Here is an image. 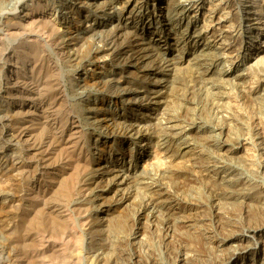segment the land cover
I'll list each match as a JSON object with an SVG mask.
<instances>
[{
	"label": "rangeland",
	"instance_id": "374dc122",
	"mask_svg": "<svg viewBox=\"0 0 264 264\" xmlns=\"http://www.w3.org/2000/svg\"><path fill=\"white\" fill-rule=\"evenodd\" d=\"M230 1L236 0H0V264H25L32 255L27 264H264V237L247 230L264 228V105L260 95L246 96L262 88L260 75L247 69L250 41L238 27L243 19H232ZM240 1L244 10L256 0ZM29 21L39 26L29 29ZM204 45L221 56L216 69L233 74L221 88L219 116L209 105L185 102L198 67L185 75L168 63L181 52L191 58ZM39 69L50 92L40 87ZM238 73L241 84L232 79ZM6 85L32 99L17 102ZM185 104L188 118L201 115L215 125L224 115L239 122L240 129L227 124L243 137L232 165L247 193L260 198L251 204L254 219L242 214L243 203L220 205L209 185L170 179L171 169L180 173L192 163L178 157L182 143L217 159L190 137L177 145L157 134L167 117L176 130L185 127ZM62 189L72 191L65 200ZM156 189L165 192L164 203L154 204ZM188 202L202 205L184 209ZM59 217L64 229L53 230ZM184 217H191L190 228ZM18 230L26 233L19 237ZM230 237L249 241L235 260L237 241L220 248Z\"/></svg>",
	"mask_w": 264,
	"mask_h": 264
},
{
	"label": "bare ground",
	"instance_id": "6f19581e",
	"mask_svg": "<svg viewBox=\"0 0 264 264\" xmlns=\"http://www.w3.org/2000/svg\"><path fill=\"white\" fill-rule=\"evenodd\" d=\"M240 0H236V1H233L228 4L227 6V9L229 10V12L231 13L232 15V19L234 20H238V19H243V24H239V30L242 31V33H247V41L249 42L250 41V44L248 45L249 48L246 49L247 51V54L245 57V59L247 60V63H251V64H246L248 65L247 66V69L250 70V72H255L257 73L256 75H260V81H261V88L260 90H256L255 92H248V94L246 96H248L249 98H252V96L254 95H260L261 98H262V103L264 105V0H256L255 2H253L252 5H245L246 7H244L245 9L244 10H239V8H237V6L239 5V2ZM245 1V0H244ZM146 2V1H145ZM248 2H251L249 0L245 1V3H248ZM172 2H170L171 4ZM244 3V2H243ZM256 3V4H255ZM174 4V3H173ZM176 4V3H175ZM242 4V3H241ZM169 6V4H168ZM172 7V5H170V8ZM243 8V7H242ZM175 9H178V8H175V6H173L171 8L172 11H175ZM173 13V12H172ZM130 15V14H129ZM178 15V14H177ZM37 18V17H36ZM168 19V18H167ZM41 20V19H40ZM50 20V19H49ZM169 20V19H168ZM30 22V23H29ZM29 22H26L28 23L27 26L30 27L29 29H31V27H38L39 26V21L37 20V22L39 23H35L32 22V21H29ZM7 24V23H6ZM42 24V21L40 23V25ZM8 25V24H7ZM20 25V24H19ZM10 26H16L15 24L13 25H10ZM25 26V25H24ZM51 26V25H50ZM13 28V27H12ZM16 29V28H14ZM18 29V28H17ZM143 29V28H142ZM134 30V29H133ZM10 31V30H9ZM8 31V32H9ZM21 31V30H20ZM23 31V30H22ZM51 31V30H50ZM126 31V30H124ZM132 31V30H131ZM180 31V30H179ZM11 32V31H10ZM182 32V31H181ZM14 35V33H10V35ZM17 34V33H16ZM154 34V33H153ZM161 34V33H160ZM183 34V33H182ZM3 36V35H2ZM133 36V35H132ZM168 37V36H167ZM228 37V36H227ZM152 38V36H151ZM224 39V38H223ZM245 42L246 45L248 42ZM197 42V41H196ZM177 43V42H176ZM231 43V42H230ZM139 44V43H138ZM178 45V44H177ZM241 45V46H240ZM239 45V49H242V43ZM147 46V45H146ZM149 46V45H148ZM176 46V45H175ZM235 45H231L230 46V50L231 52H235L236 51V48L234 47ZM246 47V46H245ZM184 49V47H183ZM182 51V50H180ZM185 51V50H184ZM189 53V52H188ZM187 53V54H188ZM191 53V52H190ZM184 53L181 52V55H177L176 57H172L171 59H169V67L171 68V70H173L174 72L175 71H181L182 70V73L186 75V73H188L189 70H192L193 66L194 68L198 67V70H196L195 74H196V80H195V83L193 85H191L192 87L188 90L189 91V94L188 95H185V102H186V99H189V102L186 103L188 104L189 106L190 105H196L198 106V104H206V107H208L209 105V108L211 107L214 111L218 112V116L220 115L219 113H222V108H221V105L219 104H223L222 101H223V98H224V93L225 92H221V88L223 87V85H226L229 83L230 81V78L232 75H230L227 71L225 70H222V71H218L216 68L217 66L222 63V58L219 54H217L216 51H214V49L211 47V46H207L205 47V45L201 48V49H197L195 52H194V55L191 56V58H186L187 55H183ZM196 54V55H195ZM233 54V53H232ZM40 55V54H39ZM173 55V54H172ZM175 55V54H174ZM170 58V57H168ZM167 58V59H168ZM40 59V58H39ZM78 59V58H77ZM84 59V58H83ZM155 59V58H153ZM152 61V59H151ZM37 62V61H36ZM147 62V61H146ZM246 63V62H245ZM46 64V63H45ZM168 65V64H167ZM47 66V65H46ZM243 66V65H242ZM157 67V66H156ZM219 67V66H218ZM246 67V66H245ZM243 68V67H242ZM246 69V68H245ZM247 69L245 71H247ZM42 70L43 69H39V72L37 71V73L43 75L42 73ZM237 71H240L237 70ZM236 71V72H237ZM243 71V70H242ZM49 72V71H48ZM52 73V72H51ZM50 73V75H51ZM180 73V72H179ZM171 74V73H170ZM174 74V73H173ZM171 74V75H173ZM235 74V73H234ZM210 76H214L212 81H208V77L210 78ZM172 77V76H170ZM16 77H14L15 79ZM43 81L41 82V85L40 87L42 88V90L47 93V92H50L49 90L51 89L50 86H49V82H47L46 80V76L43 75ZM53 78V77H52ZM179 78V77H178ZM232 79H235L236 81H239L238 83L241 84V81L242 80V73L241 74H237L234 76V78ZM168 80V79H167ZM214 80V81H213ZM16 81V80H15ZM20 81V80H19ZM26 81V80H25ZM12 82V81H10ZM18 82V81H17ZM27 82V81H26ZM209 83L208 85L209 86V94H207V96H203L201 97L200 95V88L203 87L202 85H204V83ZM232 82V80H231ZM28 83V82H27ZM237 83V84H238ZM12 84V83H11ZM17 84V83H16ZM38 84V83H37ZM171 84V83H170ZM236 84V83H235ZM244 84V83H243ZM2 85V84H1ZM15 85V84H13ZM20 85V84H19ZM36 85V84H35ZM8 86V85H6ZM230 86V85H229ZM25 87V86H24ZM180 87V86H179ZM225 87V86H224ZM227 87V86H226ZM8 88H11V90L13 89L17 94L16 95H13L11 93V95L13 96V98L15 100H17V102L21 101L22 102V97L24 99H30L32 97V95L30 96V92H27L25 93L24 95L25 96H22V93H18L16 89H14L15 87H11L10 85L8 86ZM39 88V87H38ZM247 88V87H246ZM24 89V88H23ZM28 89V88H27ZM208 89V87H207ZM241 89V88H240ZM243 89V88H242ZM245 89V88H244ZM25 90V89H24ZM179 90V89H178ZM225 90V89H223ZM246 90V89H245ZM9 91V90H8ZM38 91V89H37ZM205 91V90H204ZM250 91V90H249ZM253 91V90H252ZM14 92V93H15ZM199 92V94H198ZM10 93V92H9ZM40 93V92H39ZM187 93V92H186ZM184 93V94H186ZM205 93V92H204ZM245 93V92H244ZM242 93V94H244ZM178 95L180 93H177ZM194 94H196L195 96L200 95L198 97V101L196 99L195 101V97ZM9 95V94H8ZM46 95V94H44ZM192 95V97L190 96ZM48 96V95H47ZM189 96L191 98H189ZM46 97V96H45ZM54 97V96H53ZM170 96H168L169 98ZM209 97V98H208ZM172 98L174 99V96L172 95ZM197 98V97H196ZM32 99V98H31ZM37 100V99H36ZM53 100V99H52ZM183 100H184V97H183ZM250 100V99H249ZM168 101V100H167ZM248 102V101H247ZM185 104V106H186ZM166 105V103L164 104ZM169 106V105H168ZM189 106H186L184 109V113L183 116H182V119L184 120V122H188L185 127H183L182 129H180L179 131L176 130L177 128L175 127L176 125H173L174 123V120L171 119V118H168L166 119V123L164 125V127H162V129H156L157 130V134L160 132L161 134H165L166 136V141H177L179 138L181 139L182 137H190L191 139H193L194 141H196L198 144H200L201 146H209L211 148V152L214 153V155L217 156V159L215 160V162H213L212 160L209 159L208 155L206 154H194L192 152H190L188 149V145L187 143H178L177 142V145H180L181 144V148L180 146L178 147L180 151L179 152V155L178 157L179 158H185V156L188 157V161H191L192 163L190 164V166L188 167H184L183 170H181L180 173H177L178 170H176V172H174L175 170L174 169H171L170 170V179H174L173 177H176V179H182L183 181H185L186 183L189 182V180H191L193 183H198V182H201L200 185H204L206 187H208V185L212 188L210 191H212V193L216 196L217 198V201L218 203L221 205V204H224L226 206L228 205H234L236 202L238 203H243L242 207L244 209V211L242 212V214H248L250 216V218L254 219L255 218V212H253L252 210V207L253 205H251L255 200L253 198H257V199H260L258 198L257 196H250L248 193H247V189L246 188H249L244 186L242 183H240V177H239V174H238V171H237V168L236 166L233 167L232 165V162L234 161L237 153L239 152V148L238 146L240 145L241 141H243V137L242 135H239V136H233L234 133L233 131H231V129L229 128V126H227V124L233 122L239 129H240V124L239 122L237 121V119H233L231 116H222L221 115V122L220 123H217L215 125H210L208 123L205 122V120L203 118H201V115H199V117H196L195 119H191V118H188V115H189V111H190V107ZM192 107V106H191ZM199 107V106H198ZM165 108V106H164ZM197 108V107H196ZM20 109V108H19ZM195 109V108H194ZM40 110V109H39ZM212 110V111H213ZM31 111V110H30ZM225 112V111H224ZM223 112V113H224ZM18 113V112H17ZM11 114V113H10ZM25 114V113H23ZM40 114V113H39ZM217 115V114H216ZM161 116V115H160ZM163 116V115H162ZM190 116V115H189ZM48 120V119H47ZM156 120V119H155ZM177 120V119H176ZM182 120V121H183ZM51 121V120H50ZM157 121V120H156ZM44 122V120L42 121ZM63 122V121H61ZM66 122V121H65ZM64 122V123H65ZM52 123V122H51ZM176 123V122H175ZM46 124V123H44ZM60 124V123H59ZM155 124V123H154ZM153 124V125H154ZM184 124V123H183ZM157 125H160L159 123L156 124ZM68 126V125H67ZM161 128V125L159 126ZM157 127V128H159ZM232 127V126H231ZM41 128V127H40ZM52 128V127H51ZM37 129V128H36ZM68 129V127L66 128ZM65 129V131H66ZM40 130V129H39ZM59 130V129H58ZM61 130V129H60ZM70 132H72V134H75V132H77V129L76 127H72L70 130ZM74 131V132H73ZM144 131V130H143ZM61 132V131H60ZM63 132V131H62ZM156 132V131H155ZM235 132V131H234ZM22 133V132H21ZM24 133V132H23ZM28 133V132H27ZM67 133V132H66ZM264 133V132H263ZM33 134V133H32ZM44 134V133H43ZM24 135V134H23ZM37 135H38V132H37ZM40 135H41V132H40ZM58 135V134H57ZM237 135V134H235ZM9 136V135H8ZM75 136H77L75 134ZM25 137V136H24ZM29 137V135H28ZM27 135H26V138H28ZM67 137V136H66ZM143 137V136H142ZM34 138V137H33ZM70 138V136H69ZM168 138V139H167ZM165 139V138H164ZM185 139V138H184ZM264 139V138H263ZM67 140V139H66ZM61 141V140H60ZM75 141V140H73ZM264 141V140H262ZM212 143V144H211ZM66 144V143H64ZM164 144V143H163ZM262 144V143H261ZM260 144V145H261ZM15 145V144H14ZM59 145V144H58ZM68 146V145H67ZM261 147V146H260ZM201 148V147H200ZM33 150V149H32ZM185 151V152H184ZM262 155H264V143H263V146H262ZM182 152V153H181ZM184 152V153H183ZM74 153V152H73ZM188 153V154H187ZM178 154V153H177ZM241 154V153H240ZM75 155V154H74ZM242 156V155H241ZM75 158V157H74ZM245 158V157H244ZM243 158V159H244ZM11 159V158H10ZM51 160V159H50ZM177 160V159H176ZM219 162H220V165H219ZM238 162V161H237ZM242 163L244 161H241ZM173 163V162H172ZM188 163V162H187ZM218 163V164H216ZM240 165V164H239ZM172 167V166H171ZM181 167V166H180ZM76 170V169H75ZM186 172L187 174L184 175L183 173ZM176 173L177 175L174 176ZM120 177V176H119ZM69 178V177H68ZM72 178V177H71ZM79 178V177H78ZM73 179V178H72ZM133 180V179H132ZM134 181V180H133ZM140 181V180H139ZM138 181H136L135 183H137ZM154 182V181H153ZM69 183V182H68ZM123 184V182L121 183ZM63 186V185H62ZM69 186V184H68ZM139 186V185H138ZM188 186V185H187ZM189 187V186H188ZM209 187V188H210ZM246 187V188H245ZM75 187H73L74 189ZM77 188V187H76ZM72 189V188H71ZM72 189V190H73ZM255 189V188H254ZM153 190V189H151ZM150 190V191H151ZM161 189H156L152 192V195H151V198L154 202V204H161L163 201L165 202L166 200H163L164 199V196L166 195L165 192H163L162 190L160 191ZM247 190V191H246ZM250 191V189H249ZM72 191H69V189H62L61 190V196L62 198L65 200L67 195L70 194ZM150 192V193H151ZM253 193L256 195V193L254 192L253 190ZM252 195V194H251ZM167 197V196H165ZM72 199V198H71ZM252 199V200H251ZM70 200V199H69ZM163 200V201H162ZM194 200V199H193ZM246 201H248V204L244 205L245 203H247ZM253 201V202H252ZM262 201L263 203L262 206H260L259 209H262L264 210V196L262 198ZM152 202V201H151ZM150 202V203H151ZM163 202V203H164ZM190 202V201H189ZM188 202V203H189ZM199 202V201H198ZM257 202V201H256ZM184 203V202H183ZM186 206H184V209H186V207H190V206H201L199 205L198 203H189ZM216 204V207L219 206V204ZM237 203V204H238ZM152 204V205H154ZM215 204V203H214ZM228 204V205H227ZM255 204V202H254ZM232 205V206H233ZM180 206V205H179ZM236 206V205H235ZM241 206V205H240ZM239 206V207H240ZM158 207V206H157ZM165 207V206H164ZM231 207V206H230ZM241 207V208H242ZM250 207V208H249ZM154 208L155 205H154ZM201 208V207H200ZM207 208V207H206ZM157 209V208H156ZM176 209V208H175ZM183 209V210H184ZM197 209V208H196ZM214 209V208H213ZM213 209H210L212 210V215H217L218 217V211L215 213ZM218 209V208H217ZM215 209V211L217 210ZM228 209V208H227ZM177 210V209H176ZM175 210V211H176ZM179 210V209H178ZM232 210V209H231ZM255 210V208H254ZM261 210V211H263ZM6 211V210H5ZM180 211V210H179ZM41 212V211H40ZM203 212V211H202ZM1 213V211H0ZM183 213L182 211L180 212V214ZM176 214V213H174ZM221 214V213H220ZM259 214V213H258ZM7 215V214H6ZM172 215V214H171ZM179 215V214H178ZM177 215V216H178ZM184 215V214H183ZM186 215V214H185ZM184 215V216H185ZM182 216V215H181ZM180 216V217H181ZM200 216H202L200 214ZM236 216V215H235ZM176 217V216H175ZM183 217V216H182ZM237 217V216H236ZM240 217V216H239ZM238 217V218H239ZM259 217V216H258ZM58 218V216H57ZM56 218V219H57ZM60 218V217H59ZM189 218V217H188ZM191 218V217H190ZM187 219L185 220V217H184V226L185 227H189L192 223V220L191 219ZM195 218V217H194ZM213 218V217H212ZM237 218V220H238ZM169 219V218H168ZM173 219V218H172ZM177 219V218H175ZM198 219V218H197ZM208 219V218H207ZM215 219V218H214ZM230 219H233L234 220V216ZM41 220V219H40ZM62 219H57V220H53V223H52V228L53 230H56V229H64V221H61ZM118 220V218H117ZM181 220V219H180ZM195 220V219H194ZM203 220V219H202ZM222 220V219H221ZM236 220V221H237ZM28 221V220H27ZM42 221V220H41ZM214 221V220H213ZM218 221V220H216ZM220 221V219H219ZM229 221V220H227ZM32 222V221H31ZM35 222V221H34ZM178 223V222H177ZM181 223V222H180ZM232 223V222H230ZM228 223V224H230ZM234 223V222H233ZM242 223V222H241ZM27 224V223H26ZM35 224H38L35 222ZM226 224V223H225ZM7 225V224H6ZM106 225V224H105ZM183 225V224H182ZM231 225V224H230ZM30 226V225H29ZM210 226V224H209ZM24 227V225H23ZM23 227H22V230H23ZM115 227V226H114ZM211 227V226H210ZM234 227V226H233ZM190 228V227H189ZM248 228V227H247ZM4 229V228H3ZM40 229V228H39ZM21 230V229H20ZM70 230V229H69ZM250 231L251 234H253V236H256L257 238L260 237H264L263 236V233H264V228H249L247 229ZM50 231V229H49ZM52 231V230H51ZM246 231V230H244ZM8 232H10L8 230ZM14 232V231H13ZM23 232V231H22ZM214 232V231H213ZM18 233H19V230H18ZM26 233V232H25ZM25 233H19V237L21 236H24ZM6 234H9V233H6ZM13 234H16V233H13ZM63 234H61L62 236ZM247 235V234H245ZM249 235V233H248ZM58 236V235H57ZM65 236V235H64ZM243 236V235H242ZM17 237V236H16ZM28 237V236H27ZM60 237V236H59ZM68 237V236H67ZM249 237V236H248ZM63 238V237H62ZM220 238V237H219ZM20 239V238H19ZM61 239V237H60ZM252 239V238H251ZM67 240V239H66ZM217 240V239H216ZM250 240V239H249ZM264 240V239H263ZM73 241V240H72ZM206 241V240H205ZM235 242L237 241L235 237H230L229 239L227 238L226 240H224V244H221L220 245V248H222L223 250L227 249L228 246H226L229 242ZM259 241V240H258ZM262 241V240H261ZM223 242V241H222ZM248 243V239L246 240V238L244 239H240L237 241V243H239L238 246H241L239 247V249L237 250V252H235L233 255V260L237 259V256L242 254L243 252L245 253V250L246 248L244 246H248L249 245H244L245 243ZM41 243V242H40ZM39 243V244H40ZM67 243V242H66ZM72 243V242H71ZM209 244V243H208ZM76 245V244H75ZM244 245V246H243ZM28 246V245H27ZM42 246V245H40ZM71 247H73L72 245H70ZM61 247V246H60ZM71 250V249H70ZM123 250V249H122ZM236 250V249H235ZM250 250V249H249ZM40 252V251H39ZM61 252V251H60ZM225 255V254H224ZM31 258L29 260H27V263L28 261L31 262L33 261L34 259H36L37 256H30ZM63 257V260H64V256ZM231 257V256H230ZM40 258V257H39ZM42 258V257H41ZM116 258V257H115ZM229 258V257H228ZM67 259V258H66ZM140 260V259H139ZM230 260V259H229ZM195 261V260H194ZM217 261V260H216ZM252 261V260H251ZM61 262V261H60ZM26 261H25V264H27ZM140 263V262H139ZM186 263V262H185ZM184 263V264H185ZM259 263V262H258ZM262 263V262H261ZM62 264H65V263H62Z\"/></svg>",
	"mask_w": 264,
	"mask_h": 264
}]
</instances>
